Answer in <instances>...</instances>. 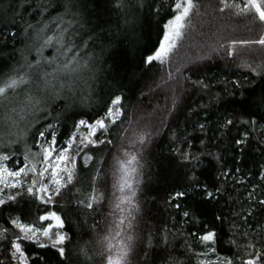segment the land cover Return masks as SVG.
Wrapping results in <instances>:
<instances>
[{
	"label": "snow or ice",
	"instance_id": "1",
	"mask_svg": "<svg viewBox=\"0 0 264 264\" xmlns=\"http://www.w3.org/2000/svg\"><path fill=\"white\" fill-rule=\"evenodd\" d=\"M108 4L117 16L115 28L124 37L121 43L126 41L130 45L137 42L138 22L142 17L147 19L145 9L148 15L159 16L161 11L166 12L167 18L161 17L157 21L158 26L162 25V36H158V43L140 61L148 67L156 62L161 66L172 65V57L182 46L193 14L199 15L197 0H175L171 4H165L164 0H108ZM219 4L221 13L234 9L233 15L250 16L253 23L259 22L264 26V0H242L240 3L219 0ZM83 7L81 0H10L8 7L0 13V22L6 24L4 29H0V37H4L0 43L7 46L8 41H16L20 36L27 41L24 51L31 54L35 49L32 60L23 51L21 59L16 60L15 48L12 50L13 63L0 58V132L8 137L7 141L0 137V213L5 208L9 209L7 218L0 224V264H156L155 257L149 261L150 253L155 252L152 233L149 231L146 241L137 234L142 231L137 223L141 212L137 197L143 183L140 177L143 175L141 161L145 148L154 136L161 135V130L149 124L133 128L134 121H127L130 127L124 132L131 134L123 138L128 143L120 145L117 153L112 155L110 165L112 187L120 193L114 203L106 190H101L102 186L106 189L108 181L104 168L98 167L94 174L82 178L77 168V157H82L87 169L92 167L90 162L96 161V156L89 149L99 151L102 146H115L109 137L118 124L125 123L127 110L123 95L110 94L99 111L88 119H75L74 130L62 143L58 141L57 126L63 113L56 112L59 107L56 101L64 102V111L77 107L91 108L96 90L94 85L104 83L101 75L111 74V69L103 65L107 63L104 54L112 47V30L100 28L97 32L93 28L81 31L84 28L81 23ZM219 47L224 49L232 65L243 69V72H234L235 79H218L216 85L222 87L217 91L213 92L215 85L200 75V62L208 57L196 52L187 63L176 66L178 75L169 71L163 81L164 84L176 81L182 88L191 85L193 90H199L209 98L208 103L188 107L185 125L189 117L199 116L200 110H207L212 104L222 110L221 118L214 126L216 133L221 134L219 136H208L211 121L197 120L192 124V132H188L187 127L181 128L178 116L175 127L171 126L170 117L161 121L164 129L171 133L174 145L178 143L195 149L185 150L179 146L171 149L176 169L173 183L167 189L166 203L178 210L183 218L182 224L195 228V231L189 230L192 242L185 246L189 252L193 251L197 241L203 247L204 250L195 255L207 259H198L197 264H235L234 257L218 253L220 241L214 225L202 223L195 212L183 207L189 198L197 195L208 200L222 194L221 188L210 191L209 185L200 180V169L206 158L217 165L222 164V156L209 150V146H215L218 139L222 140L235 128L237 135L231 138L230 144L234 145L239 157L242 158L249 148L264 156V33L256 39H232ZM95 48H99V52ZM45 49H52V55L45 56ZM244 50H247V55ZM212 51L216 52V49ZM257 52L259 58L254 55ZM188 73L197 78L193 79ZM174 111L175 101L173 108L168 109L169 114ZM73 115L82 117L84 113L74 112ZM256 132L258 138L254 134ZM33 147L37 150L33 151ZM107 151L111 153L110 148ZM16 156H22V160L14 162ZM99 163L103 166L109 161L102 156ZM259 168V179L264 188V163ZM240 171V167L235 168L236 173ZM231 174L230 170H224L215 179L224 177L227 183ZM235 182L242 183L240 180ZM66 193L67 198L61 203L60 198ZM249 198L254 199V196ZM106 200L110 207L105 213L101 210ZM30 202L43 206L44 210L41 212L37 208L38 215L32 213L31 207L25 210L24 205ZM257 204L264 208V199L258 200ZM13 206L19 208L15 216L11 211ZM86 212L100 214L105 228L97 231L101 221H94L92 230L96 235L83 244L77 242L72 245L67 217ZM251 215L252 212L247 213V216ZM247 216L244 217L245 224H248ZM240 218L241 213H233L230 224L233 231L226 243L237 249L253 248L251 242L246 245L237 242L241 225L236 220ZM214 219L223 222L225 217L217 215ZM4 225H11L18 231H11ZM260 230H264V224L260 225ZM170 231L165 229V244ZM256 234L259 235V231ZM242 235L248 238L249 233L245 230ZM248 255L249 258L241 260L240 264H260L264 257L261 252ZM213 256L215 259L211 258ZM160 260L161 264H175L171 257L168 260L160 257Z\"/></svg>",
	"mask_w": 264,
	"mask_h": 264
},
{
	"label": "trees",
	"instance_id": "2",
	"mask_svg": "<svg viewBox=\"0 0 264 264\" xmlns=\"http://www.w3.org/2000/svg\"><path fill=\"white\" fill-rule=\"evenodd\" d=\"M175 0H164L165 4L174 3ZM237 3L242 0H236ZM10 0H3L0 3V13L8 7ZM84 5L81 15V23L84 28L81 31L87 32L95 28L97 32L100 28L111 29L113 35L112 47L104 54V60L107 61L103 66L111 69V74H103L100 79L104 81L102 84L94 85L95 94L92 97V107L74 108L64 111L62 100L56 101L59 107L56 112H62L61 123L57 126L58 141L63 142L68 135L74 130L73 122L75 119L84 118L88 119L93 116L103 104L108 100L109 95L112 93L123 95L124 106L127 110V116L123 125H117L114 128L113 135L109 138L113 139L115 146H102L99 151L89 149L90 153L96 156L95 162H90L92 167L85 169L82 157H77V168L79 175L83 178L94 174L95 169L103 167L107 173L108 181L106 189L102 186L101 190L107 193L109 199L115 202V197L119 196V191L112 187L113 177L110 170L112 162V155L117 153L121 144H127L128 141L124 136L130 135V132H124L130 125L128 120L131 119L134 123L131 125L133 128L144 127L149 124L152 128L160 129L161 135L154 136L152 142L148 144L144 151V158L141 161L143 164V175L140 177L142 184L138 191V202L141 206V212L137 223L140 225L142 231H138V235H142L144 240H147L149 231L152 233L154 240L153 245L155 252L150 253L149 261L154 257L156 264H161L160 257L171 261L175 264H197L198 259H207L206 257H197L196 252L203 251V247L197 241L193 246V251L189 252L185 246L191 243L192 239L189 237V230L195 231V228L190 229V225L182 224L180 221L183 219L178 210L168 207L166 203L167 189L173 183L175 176L176 162L173 160L171 149L179 146L188 149L186 145L173 144L170 139L171 133L164 129L161 121L165 117H170L172 120V127L176 125V117H179L181 128L187 127L188 132H192V124L197 120L200 122L211 121L212 127L208 131V136H219L216 133L215 123L221 118L222 110L218 109L215 104H212L207 110H200L199 116H191L188 118V123L185 125L184 120L188 115L187 109L191 106H198L200 104L208 103L209 98L199 90H193L191 85L187 88L180 87L176 81H168L164 84L163 81L167 78V73L172 71L175 73V68L178 64L187 63L191 59L192 53L196 52L200 55L208 57L200 62L201 73L200 75L207 81L215 85L213 92L217 91L221 85H216L218 79L227 77L228 79H235L233 73L239 74L243 69H236L232 65L229 58L226 57L224 49L219 47L220 44H225L232 39H256L260 34L264 33V26L259 22L253 23L252 18L235 16L233 15L234 9L226 10L221 13L218 11L219 0H197L199 5V15L193 14L192 24L189 27L187 34L182 41V46L179 51L172 57V65H160L156 62L153 66L148 67L140 63L142 56L158 43V36H162L161 26H158L157 21L161 17L167 18L165 11H161L159 16L148 15L145 9L147 19L141 18L137 24L136 37L137 42L128 44L124 40L121 33L116 31L115 25L117 24V16L111 11L108 0H81ZM55 15V13H53ZM5 23L0 22V29H4ZM10 27V25H8ZM51 34V33H49ZM4 37H0L3 41ZM27 43L23 37L18 36L16 41H8L7 46L0 43V58H5L8 63H13L12 50L16 49V60L21 59V52L29 55V59L35 58V49H32L31 54L24 51L25 44ZM215 48L216 52L212 49ZM89 50H92L90 47ZM99 52V48H95ZM245 55H247V50ZM53 50L45 49L44 55L51 56ZM110 53V55H109ZM259 58V53H254ZM239 61H237L238 63ZM192 75L193 79L197 76ZM178 75V74H176ZM157 85H160L157 87ZM203 97V99H201ZM240 97L237 96V99ZM173 101H175V111L169 114L168 109L173 108ZM238 107V106H237ZM239 110V109H238ZM84 113L81 116H74L73 113ZM56 113H53L55 115ZM151 114V115H149ZM64 117H67L66 119ZM83 131V130H82ZM243 131V129H241ZM199 135V133H197ZM257 135L258 132L254 133ZM236 129L233 128L231 132L218 139L215 146L210 145L209 150L222 156V164L217 165L214 161L205 159L200 169V180L202 183L209 185V190L215 192V188H221L222 194L216 196L215 199L204 200L201 196L189 198L183 207L186 210L195 212L201 222H209L214 225L218 236L219 245L218 253L222 256H229L235 258V264H240L241 260L248 259V253L255 255L256 252L264 253V230H260V225L264 224V208L258 206L257 201L264 199V188L261 187L262 182L259 179L260 164L264 163V156L254 148L246 149L243 157H239L238 151L234 145L230 144L232 137L236 136ZM0 137L7 141L8 137L3 136L0 132ZM30 139V138H29ZM78 139V137H77ZM197 147L199 144L197 142ZM111 149V153L107 149ZM12 149H8L11 151ZM33 147V151H36ZM106 157L109 161L108 165H101L99 163L100 157ZM16 160H22V156L14 157ZM240 167V173L235 172V168ZM224 170H230L231 176L227 178L221 177L216 180L217 174ZM236 180L242 183H236ZM79 187V185H78ZM67 193L64 197L60 198L63 203L67 198ZM254 196V199L249 197ZM102 212L109 210L108 200L104 202ZM31 207L32 213H36V209L40 208L42 212L44 207L37 203H26L25 210ZM12 215H17L19 208L13 206ZM9 212L5 208L3 213H0V224H3ZM252 212L253 215L247 216V213ZM233 213H241V218L236 220V223L241 225L240 233L236 239L238 244L246 245L251 242L253 248L241 247L239 249L232 247L226 241L233 231L230 224L233 220ZM119 215V213H117ZM219 215L225 217L223 222L216 221L214 218ZM247 216L248 224H245L244 217ZM175 218V221L173 220ZM101 221L97 231H102L105 228V223L102 216L95 212H86V214L74 213L67 217V229L72 236V245L77 242L83 244L92 239L96 233L92 230L94 221ZM251 224V228H249ZM11 231H18L12 229L11 225H4ZM171 229L167 236V244L164 243L165 229ZM159 230V231H157ZM247 230L249 233L248 238H245L242 233ZM259 231V235L256 232ZM183 233V235H181ZM70 245V247L72 246ZM36 251H42L37 249ZM143 255V253H141ZM2 258V257H0ZM215 259V257H211ZM260 264H264V257L261 258Z\"/></svg>",
	"mask_w": 264,
	"mask_h": 264
},
{
	"label": "rangeland",
	"instance_id": "3",
	"mask_svg": "<svg viewBox=\"0 0 264 264\" xmlns=\"http://www.w3.org/2000/svg\"><path fill=\"white\" fill-rule=\"evenodd\" d=\"M77 142H78V139H77ZM29 180H30V177H29Z\"/></svg>",
	"mask_w": 264,
	"mask_h": 264
}]
</instances>
